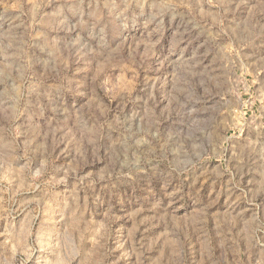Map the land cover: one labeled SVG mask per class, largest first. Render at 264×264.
<instances>
[{"label": "rangeland", "instance_id": "rangeland-1", "mask_svg": "<svg viewBox=\"0 0 264 264\" xmlns=\"http://www.w3.org/2000/svg\"><path fill=\"white\" fill-rule=\"evenodd\" d=\"M0 264H264V0H0Z\"/></svg>", "mask_w": 264, "mask_h": 264}]
</instances>
